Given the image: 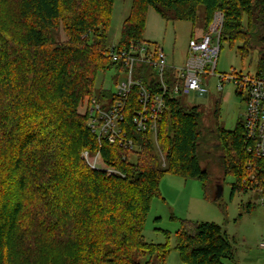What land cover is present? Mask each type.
Masks as SVG:
<instances>
[{
  "label": "trees",
  "instance_id": "trees-1",
  "mask_svg": "<svg viewBox=\"0 0 264 264\" xmlns=\"http://www.w3.org/2000/svg\"><path fill=\"white\" fill-rule=\"evenodd\" d=\"M114 2L0 0V264H142L146 256L144 264L164 262L168 244L143 236L162 176L199 180L204 197L218 200L200 162L199 106L186 105L182 96H166L154 139L152 131L132 126L131 106L139 105L132 89L124 122L132 149L91 131V97H115L111 87L95 89L99 73L118 68L108 56ZM148 6L164 19L192 23L202 8V33L222 11L221 43L240 42L242 57L257 49L255 73H264V0H133L120 47L145 41ZM60 29L62 40L56 39ZM214 134L224 153L223 178H234L232 193L264 188V158L247 150L241 119L233 130L216 127ZM83 151L91 158L98 153L95 167ZM176 236L185 264H224L233 256L217 223L183 221Z\"/></svg>",
  "mask_w": 264,
  "mask_h": 264
},
{
  "label": "rangeland",
  "instance_id": "rangeland-1",
  "mask_svg": "<svg viewBox=\"0 0 264 264\" xmlns=\"http://www.w3.org/2000/svg\"><path fill=\"white\" fill-rule=\"evenodd\" d=\"M132 1L115 0L111 13L109 43L118 42ZM9 5L14 7L12 1H9ZM203 18L202 8L195 23H192L164 19L153 7L148 6L143 40L162 47L167 62L180 66L184 63L189 39L202 33ZM58 38H65L62 29L58 32L56 39ZM239 45L240 42L231 46L229 42L222 41L215 69L217 74H229L232 70L255 73L259 59L258 50L253 49L247 56L242 57L237 52ZM116 79L114 69L99 73L95 89L106 86L114 90ZM217 84V76H210L207 95L198 96L190 92L183 95L182 100L188 106H199L200 121L203 124L200 162L202 167L208 168L214 186L221 184V194L217 201H209L204 197L201 181L164 174L159 181L160 196L151 202L143 236L148 243L168 244L169 252L164 262L154 258L150 264H185L176 249V233L183 221L214 222L224 228L233 250L232 258L222 260L224 264H264V250L259 247L260 242H264V205L259 203L253 192L237 190L232 193L231 184L234 178L230 175L223 178L220 157L224 153L218 148V141L214 138L216 127L233 130L238 119H242L244 115L245 101L236 94L232 82H225L220 91ZM215 105L218 108L216 114ZM161 162L163 164V159ZM249 203L252 206L249 207ZM148 259L146 256L140 262L144 264Z\"/></svg>",
  "mask_w": 264,
  "mask_h": 264
},
{
  "label": "built area",
  "instance_id": "built-area-1",
  "mask_svg": "<svg viewBox=\"0 0 264 264\" xmlns=\"http://www.w3.org/2000/svg\"><path fill=\"white\" fill-rule=\"evenodd\" d=\"M223 25L224 14L217 10L201 37L189 39L184 63L180 66L169 64L163 48L147 41L131 42L126 47H120L117 42L109 43L108 56L118 66L115 70V97L104 100L91 97L88 104L91 131L110 143L134 148L132 139L127 137L124 122L126 103L135 88L139 105L136 109L131 106L132 126L138 132L152 131L155 139L166 96L180 97L190 92L205 96L208 78L216 75L219 91L225 82H232L236 94L243 97L245 111L241 122L246 148L256 157L264 158V73L215 72ZM168 69L172 71L168 72ZM82 156L95 167L98 153L91 158L87 151H83ZM252 192L264 205V188L256 185ZM259 247L264 250V242H260Z\"/></svg>",
  "mask_w": 264,
  "mask_h": 264
},
{
  "label": "water",
  "instance_id": "water-1",
  "mask_svg": "<svg viewBox=\"0 0 264 264\" xmlns=\"http://www.w3.org/2000/svg\"><path fill=\"white\" fill-rule=\"evenodd\" d=\"M215 189H216L215 195L219 197V195L221 194V184L216 185Z\"/></svg>",
  "mask_w": 264,
  "mask_h": 264
},
{
  "label": "flooded vegetation",
  "instance_id": "flooded-vegetation-1",
  "mask_svg": "<svg viewBox=\"0 0 264 264\" xmlns=\"http://www.w3.org/2000/svg\"><path fill=\"white\" fill-rule=\"evenodd\" d=\"M263 52H264V48L262 47V52H261V54H263Z\"/></svg>",
  "mask_w": 264,
  "mask_h": 264
}]
</instances>
